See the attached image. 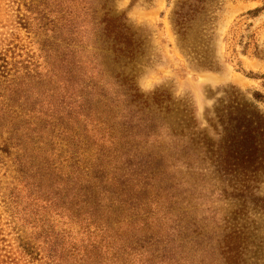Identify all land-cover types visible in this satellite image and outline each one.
<instances>
[{
	"label": "trees",
	"instance_id": "trees-1",
	"mask_svg": "<svg viewBox=\"0 0 264 264\" xmlns=\"http://www.w3.org/2000/svg\"><path fill=\"white\" fill-rule=\"evenodd\" d=\"M5 2L0 164L10 162L16 183L2 199L11 219L26 212L30 233H15L0 247V264H193L192 255L209 264L216 251L235 264L237 250L209 245L202 230L188 239V181L180 167L199 156L175 141L184 120L169 94L137 88L144 40L115 15L113 0H19L6 16ZM219 2L175 0L170 22L179 42L186 46L205 31ZM262 13L264 5L241 14L239 37L229 46L260 55L257 32L246 21ZM21 29L31 35L32 56L9 61ZM251 101L238 95L221 121L224 138L211 157L226 169L246 171L264 159L257 107L264 92H252Z\"/></svg>",
	"mask_w": 264,
	"mask_h": 264
},
{
	"label": "rangeland",
	"instance_id": "rangeland-1",
	"mask_svg": "<svg viewBox=\"0 0 264 264\" xmlns=\"http://www.w3.org/2000/svg\"><path fill=\"white\" fill-rule=\"evenodd\" d=\"M174 1L113 0L115 15H123L127 25L144 40L134 82L144 95L160 91L169 94L179 108L177 119L184 120L178 126L182 132H178L175 141L187 145L199 156L190 168L180 167L188 181V239H194L202 230L209 245H228L237 250L235 264H264V159L243 171L238 166L226 169L211 157L224 138L221 121L236 97L252 102V92H264L261 87L264 80L250 79L238 71L241 67L245 73L264 76V13L246 21L253 24L251 31L257 32L260 55L244 56L239 46L232 48L228 44L234 34L239 37L235 33L238 17L264 5V0H220L213 8L211 24L200 35L192 34L186 46L179 42L170 22ZM18 2L6 0L5 16L14 14ZM15 34L16 39L10 42L13 51L7 55L9 61L32 56L31 35L23 29ZM232 49L237 51L236 56ZM257 107L264 116V104ZM184 115L189 126H185ZM9 165L8 161L4 166L0 164V247L15 233H30L26 212H16V219H11L2 199L16 183L15 172ZM236 194L243 196L235 198ZM199 260L198 255H192L193 264H199ZM226 263L218 251L209 261V264Z\"/></svg>",
	"mask_w": 264,
	"mask_h": 264
}]
</instances>
